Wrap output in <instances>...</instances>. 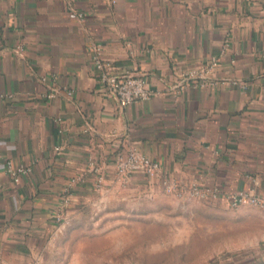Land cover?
<instances>
[{
	"label": "crops",
	"instance_id": "crops-1",
	"mask_svg": "<svg viewBox=\"0 0 264 264\" xmlns=\"http://www.w3.org/2000/svg\"><path fill=\"white\" fill-rule=\"evenodd\" d=\"M96 56L152 96L121 107ZM134 149L161 177L128 187L264 198V0H0V264L37 256Z\"/></svg>",
	"mask_w": 264,
	"mask_h": 264
},
{
	"label": "rangeland",
	"instance_id": "rangeland-1",
	"mask_svg": "<svg viewBox=\"0 0 264 264\" xmlns=\"http://www.w3.org/2000/svg\"><path fill=\"white\" fill-rule=\"evenodd\" d=\"M119 182L103 188L23 264H253L264 210Z\"/></svg>",
	"mask_w": 264,
	"mask_h": 264
},
{
	"label": "built area",
	"instance_id": "built-area-1",
	"mask_svg": "<svg viewBox=\"0 0 264 264\" xmlns=\"http://www.w3.org/2000/svg\"><path fill=\"white\" fill-rule=\"evenodd\" d=\"M70 17L73 19L84 18L81 13L76 12L70 13ZM94 64L101 82L109 86L121 107H127L136 101L147 100L152 96V91L143 78L135 76L119 78L111 74V67L102 62L99 56L94 58ZM216 65L217 60L212 58L207 66L206 73L211 72ZM94 169L100 172V169L96 166H94ZM115 170L117 180L124 183L128 182L132 176L138 174H144L151 180L161 177L160 163L148 158L136 149L129 151L127 155L118 154ZM31 172L32 169L30 167H16L12 162H7V173L16 183L20 182L22 176ZM104 181L103 174H98L94 185L98 192L104 188ZM160 184L165 192L177 197H192L200 200H215L218 197L216 191L202 187L197 183L180 185L169 177H163ZM227 200L232 207L253 206L264 210V198L250 192L238 191L228 195Z\"/></svg>",
	"mask_w": 264,
	"mask_h": 264
},
{
	"label": "water",
	"instance_id": "water-1",
	"mask_svg": "<svg viewBox=\"0 0 264 264\" xmlns=\"http://www.w3.org/2000/svg\"><path fill=\"white\" fill-rule=\"evenodd\" d=\"M253 264H264V260H259V261L255 262Z\"/></svg>",
	"mask_w": 264,
	"mask_h": 264
}]
</instances>
